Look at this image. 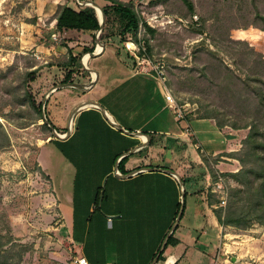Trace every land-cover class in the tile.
Segmentation results:
<instances>
[{
    "label": "rangeland",
    "instance_id": "374dc122",
    "mask_svg": "<svg viewBox=\"0 0 264 264\" xmlns=\"http://www.w3.org/2000/svg\"><path fill=\"white\" fill-rule=\"evenodd\" d=\"M81 1L0 0V141L1 130L10 138L0 148V264H56L55 257L66 259L68 251L74 255L73 237L96 240L100 214L111 216L107 218L109 228L112 217L119 215L101 209L106 178L89 180L84 189L82 177L87 173L80 172L81 164L75 163L82 153L79 135L70 141L55 137L35 107L43 103L52 86L61 83L64 71L58 63L69 58V49L82 61L84 47L94 44L96 31L64 32L57 28L61 5L78 7L85 0ZM134 1L157 29L153 37L141 29V37H151V55L138 54L140 48L128 45L131 40L123 44L115 28L107 39L110 53L98 61L99 70L104 62L109 68L116 65L119 58L137 67L140 61L146 62L141 66L145 67L148 58L165 65V83L182 107L183 118L213 115L215 118H210L215 121L243 124L257 113L259 88H264V0H190L194 10L185 0ZM35 68L37 78L27 84L26 74ZM92 78L91 72L75 76L76 81L86 83ZM91 87H62L49 95L46 110H51L49 117L60 133L68 130L74 100ZM230 124L224 128L236 134L241 149L250 127ZM233 158L226 170L214 168L217 177L221 173L227 178L229 188L242 186L225 175L242 167L240 160ZM98 185L102 190L96 196ZM214 199H220L218 193ZM214 204L212 210L219 207ZM232 226L256 236L264 232V223L257 221L246 229ZM214 240L218 242V238ZM116 250L117 245L111 243L113 255ZM230 255L229 251L225 263H233Z\"/></svg>",
    "mask_w": 264,
    "mask_h": 264
},
{
    "label": "crops",
    "instance_id": "0c3cea01",
    "mask_svg": "<svg viewBox=\"0 0 264 264\" xmlns=\"http://www.w3.org/2000/svg\"><path fill=\"white\" fill-rule=\"evenodd\" d=\"M113 46L115 50L117 46ZM110 50L107 44L103 53L91 59L89 67L98 70L99 76L90 90L74 100L73 108L93 100L105 111L97 105L79 109L71 134L64 140L78 135L82 139V153L75 163L81 164L80 172L87 173L82 177L84 189L87 181L106 178L101 209L119 215L112 217L110 228L107 218L111 216L99 215L96 240L72 236L74 254L81 252L93 264H150L180 211V180L166 170L173 169L185 182L184 211L174 230L179 243L170 244L156 264H228L229 251L232 264H264V232L256 236L220 224L212 210L215 204L208 198L215 182L209 162L218 171L227 169L226 164L235 158L226 153L239 150L236 134L219 127L212 118L179 116L166 99V83L150 63L141 67L146 62L140 61L137 67L119 58L113 69L104 62L99 70L98 61ZM113 121L143 134L128 133ZM212 157L221 159L214 162ZM96 187L97 196L102 186ZM111 243L117 245L114 255ZM72 256L68 251L66 259L55 257L56 264H71Z\"/></svg>",
    "mask_w": 264,
    "mask_h": 264
},
{
    "label": "trees",
    "instance_id": "16d2710c",
    "mask_svg": "<svg viewBox=\"0 0 264 264\" xmlns=\"http://www.w3.org/2000/svg\"><path fill=\"white\" fill-rule=\"evenodd\" d=\"M95 1L102 6L105 12V22L103 27H101L97 10L92 5L80 4L78 7H75L69 3H64L61 5L56 15L58 30L64 32H74L85 30L97 31L101 29L99 39L107 45V39L114 34V29L117 28V33L120 35L121 42L123 44H126L127 41L131 40L139 46L140 50L138 54L146 57L151 55L153 50L150 41L151 37H148L147 35L141 37V29L143 27L145 32L150 34L152 37L157 33V29L150 25L147 19L144 18L140 10L136 7L134 0H104V3L100 0ZM157 1L159 0H155V2ZM185 1L191 10H194L193 3L190 0ZM96 38V34H94V44L91 46H85L83 50L84 52L95 50V43L97 42ZM58 65L60 68L63 67L64 71V77L61 79V83L76 81L75 76L79 72L84 76L90 73L86 68H84L82 62L80 61V55L74 54L71 48L69 49V58L65 61L59 62ZM37 72L38 68L30 70L26 74L27 80L25 79V82L28 84L29 81H34L37 78ZM57 83L59 82L57 81ZM259 92V107L257 109V113L245 123L230 124L216 121L219 127H224L229 124L234 128L250 127V132L242 141V148L236 152L226 153L227 155L238 158L242 163V167L236 172L224 174L232 177L241 183L242 186L230 187L227 206L225 208L219 206L213 209L218 221L221 224L235 225L243 229L251 226L254 221L264 223V138H261V136L264 135V88L260 87ZM29 96L32 98V94ZM35 105L41 114L40 117L44 119L43 103L40 101ZM46 113L47 118L52 123V120L49 117L51 115V110H46ZM210 117L215 118L213 115H201L197 118ZM44 124L51 128L48 122H44ZM54 126L58 131H62L58 126ZM1 134L3 136V140L0 141V148L6 146V144L10 141L8 134L4 130H1ZM126 157L127 156L122 158L119 162L120 169L126 162ZM209 166L212 168L210 171L211 175L214 177V181H216L218 177L216 176L212 163L209 162ZM215 196L216 192L213 193L211 188L208 196L211 204L219 202V199H214ZM180 207L181 202L179 203V208ZM175 231L169 237L165 249L170 244L176 245L179 243V239L175 237ZM165 249L162 251L160 259H162ZM158 251L154 254V256L157 255Z\"/></svg>",
    "mask_w": 264,
    "mask_h": 264
},
{
    "label": "water",
    "instance_id": "95a60500",
    "mask_svg": "<svg viewBox=\"0 0 264 264\" xmlns=\"http://www.w3.org/2000/svg\"><path fill=\"white\" fill-rule=\"evenodd\" d=\"M81 3H82V2H81ZM83 3H84V4L92 5L93 7L96 8L97 13H98V16H99V19H100L101 27H103V26H104V22H105V12H104V9L102 8V6H101L97 1H95V0H85ZM100 31H101V29L97 30V32H100ZM99 35H100V34H99ZM99 35H97L96 40H97L98 45L101 47V49H99V48L97 47L94 51L86 52V53L84 54V56H85L86 54H88L89 57H95V56L100 55V54L104 51V49L106 48V45H105V43H104L102 40L99 39ZM84 56H83L82 61H81L82 64H83V66H84V68H86L87 70H90L91 72H94V73L96 74V76H93L92 80H91L89 83H86V82H78V81H70V82H63V83H60V84L54 85V86H52V87L49 89V91L47 92V94H46V96H45V99H44V101H43V115H44V120H45V122H48L49 125L51 126V128L53 129V133H54L55 137L60 138V139H66V138H68V137L70 136V134H71L72 127H71V125H69L68 130H67L66 133H64V134L60 133V132L56 129V127H55V126L49 121V119L47 118V113H46V102H47V100H48L49 95H50L53 91H55V90H57V89H60V88H62V87H76V88L84 89V88H88V87H90V86H92V85L95 84V82H96V80H97V78H98V76H99V71L96 70V69L90 68V67L87 65V62L84 61ZM87 105H97V106H99L100 108H102V110L105 111L104 107H103L100 103H98L97 101H93V100L84 101V102L80 103L79 105H77V106L75 107V109L72 111V113H71V115H70V121L73 120L75 114L77 113V111H78L79 109H81L82 107L87 106ZM113 124H114L117 128L122 129V130H124V131H127L128 133L136 134V135H142V134H143V133L140 132V131H138V132H131V131H128L127 129H125L123 126H121V125H120L119 123H117V122H114V121H113ZM147 136H149V135L147 134ZM166 170H167L169 173H173L174 175H176V176L179 178L180 183H181V188H182V196H183V199H184V202H185V182H184V180L182 179L181 175H180L177 171H175V170H173V169H166ZM183 211H184V203L181 204L180 211H179V213H178V215H177L176 221L174 222L173 226L171 227L169 233L166 235V237H165V239H164V241H163V243H162V245H161V248H160V250L158 251L157 255L154 257V259L152 260V262H151L150 264H156V263L159 261L160 256H161V254H162V251L165 249V246H166V244H167V242H168L169 237L171 236L172 232L175 230V228L178 226V224H179V222H180V220H181V217H182Z\"/></svg>",
    "mask_w": 264,
    "mask_h": 264
},
{
    "label": "built area",
    "instance_id": "2783aa9c",
    "mask_svg": "<svg viewBox=\"0 0 264 264\" xmlns=\"http://www.w3.org/2000/svg\"><path fill=\"white\" fill-rule=\"evenodd\" d=\"M77 1L79 3L82 2L81 0H77ZM100 32H97V35H99ZM128 45H130L129 42H128ZM97 47L99 48V45H97ZM131 48L132 49H138L139 47H137V44L134 43V47H131ZM145 60L148 61L150 64H153V68L156 71L157 76L160 77L165 83V78H166V76H165L166 75L165 74V65L163 63H161V64L155 63L151 60H148V58H145ZM92 75L94 76L93 72H92ZM166 89H167L166 90V99H167L169 105H171L175 108V111L179 116H183V109L180 105H178V102H177L175 96L172 94V92L169 89V87L167 86V84H166ZM116 172L120 173V170L116 169ZM212 191L219 194L220 199H219V202L217 203V205L222 206V207L226 206L227 202H228V197H229V187L227 184V178L225 176L221 175V173H219L217 180L214 182V187H213ZM71 264H93V263L90 262L85 255H82V254L76 252L71 258Z\"/></svg>",
    "mask_w": 264,
    "mask_h": 264
},
{
    "label": "bare ground",
    "instance_id": "6f19581e",
    "mask_svg": "<svg viewBox=\"0 0 264 264\" xmlns=\"http://www.w3.org/2000/svg\"><path fill=\"white\" fill-rule=\"evenodd\" d=\"M130 46L134 47V43L130 42ZM99 49H101V47H100V46H99ZM88 59H90V58H89V55H88V54H86V55L84 56V61H86V62H87V61H88ZM93 74H94V76H96V74H95L94 72H93ZM73 122H74V121H73V120H71V121H70V125H72V124H73Z\"/></svg>",
    "mask_w": 264,
    "mask_h": 264
}]
</instances>
